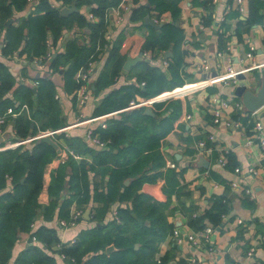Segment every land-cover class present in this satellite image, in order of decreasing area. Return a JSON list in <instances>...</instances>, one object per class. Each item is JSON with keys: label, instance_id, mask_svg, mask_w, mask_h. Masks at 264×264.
<instances>
[{"label": "crops", "instance_id": "obj_1", "mask_svg": "<svg viewBox=\"0 0 264 264\" xmlns=\"http://www.w3.org/2000/svg\"><path fill=\"white\" fill-rule=\"evenodd\" d=\"M128 1L130 2L129 9L123 10L121 8V11L119 10L123 13V20L115 22L116 12L111 10L106 26V31L111 35L110 41L121 33L123 34L119 51L124 55V61L127 55L136 57L141 54L143 51L141 50L142 44L149 33L147 26L149 24L145 23L144 17L148 14L153 19L157 13L151 8L148 0ZM211 2L213 4L210 9L212 21L208 25H204L201 20V17L209 12L207 8L195 4L193 0H179L178 2L180 13L175 22L183 31V36L178 43V48L183 51V66L179 73L182 84L223 73L228 67L240 69L246 66L248 69L242 72L245 75L243 80L247 87L256 91L262 80H264V64L254 65L264 62V8L259 10L262 14L261 22L247 26L238 22V18L243 19L248 14L247 0H243V11L239 10L236 0ZM140 4L150 7V12L142 19L132 18L133 10ZM33 8V5L29 3L20 10L14 9L12 16L9 17L11 20L8 18L5 24L18 25L27 18ZM233 9L238 11V15L236 16L231 12L227 17V13ZM78 10L88 16L89 19H95L94 15L92 18L89 17L88 13L90 11H88V8L81 7ZM159 17L160 20L155 22L161 23V26L164 22L172 20L170 10L162 11ZM223 20L228 25L225 33L226 38L225 40H219L217 28L219 22ZM88 33L89 31L85 26L73 24L63 31L56 40L55 45L48 46L47 52L52 51L55 55L64 51L68 40L71 38H77L87 43ZM3 35L2 30L0 47L3 43ZM47 44H50L49 40ZM250 46H253L252 55L246 56L245 54ZM166 50H170V54H165ZM147 51L149 52L148 56L141 54V59L133 62L129 68H124L122 65L123 68L115 76L114 82L94 93V89H92L94 82L103 70L109 52V45L103 46L93 64L94 73L90 82L91 97L83 106L77 105L73 94L65 91L62 69H47L48 60L38 66L35 60L22 61L24 55H5L2 53L1 48L0 60L8 66L17 83L26 82L36 86V78L40 75L48 76L53 80L55 96L58 99L59 116L63 120L62 126H64L81 116V118H85L106 113H99L97 109L105 104L107 101L105 99L113 95L114 91L127 84H140L132 69L140 61L149 60L150 54L152 55L151 52L156 56L152 59L153 63L159 65L169 79L170 73L167 66L162 63V58L167 59L172 53V48H167L158 53H155L154 50ZM238 81L239 79L236 78L229 80V82H217L180 97L165 100L158 108V110H161L160 113L153 104L143 106L142 109L137 107L141 113L152 116L151 122L141 120V117H139L138 121L141 122L138 125L148 124L152 135H157L158 139L155 136L151 137L156 144L154 148L145 147L138 151L135 149L136 153L132 148V153L136 155L126 154L124 159L127 157L135 161L137 157L140 159H144L145 156L155 157V151H158L161 160L148 159L141 167L146 174L154 177V179L142 182L138 192L165 203L161 215L169 223L180 229L182 239L177 241L173 232H167L161 239L158 238L159 234L157 233H146V237L150 240L146 252L142 251L139 256L132 254L130 260L138 259L140 260V262L137 261L138 264H159L160 261L158 260L164 257L167 260L164 264H183L182 262L188 264V257L195 256L196 264H233L234 262L238 264H264V159L260 146L256 141L246 142L249 137L256 139L253 131L255 119L262 122L264 132V105L254 111L246 109L244 105L243 108H237L234 102L241 101V97L235 95L233 89ZM141 97L136 94L135 99ZM174 100H178V103H180V110L175 118L168 120V116L174 108ZM36 102L37 98L34 96L32 98L34 107ZM146 107L152 108L153 114L145 112ZM164 107L167 108L165 111ZM20 109L15 111V114L7 115L5 120L0 123V146L8 141L18 139L15 134L14 118L19 116L21 111H25L28 116L31 114L30 107L25 103ZM114 109L113 107L112 110ZM132 109L127 108L98 120L81 122L71 127L67 135L83 138L86 145L94 150H109L108 145L106 147H96L87 141L84 136L86 129L88 127L94 130L99 128V120H104L107 126L110 118L121 119L124 113L130 112ZM216 109H219L222 113L218 122L213 121ZM187 114H190L191 117L188 118ZM227 119L237 124L229 126L225 122ZM36 125L35 122L31 123L29 127L30 135L40 131L39 129L34 130L37 127ZM165 127H168L166 132ZM208 133L215 136L213 149L209 153L200 152L196 148V142ZM52 137L59 144L60 151H56L57 155L45 165L42 187L37 196L38 202L42 205H46L50 200L48 187L52 172L62 163L59 157L66 152L67 148H70L63 140L55 138L54 135ZM25 145L29 147L31 143L27 142ZM124 145L128 146L127 143ZM112 151L117 153L118 149L115 147ZM214 152H216V155ZM228 152L232 154L231 160L227 158ZM79 154L80 157L74 159H82L87 162L93 160L92 153ZM221 157L225 160L224 164H221L218 160ZM108 160L117 162L119 158L118 156H110ZM250 168H253L254 171H250ZM88 176L89 181L92 184L97 183L99 188L105 184L108 178L107 175L102 177L95 171H89ZM133 177L128 176L125 178L124 184L129 183ZM232 181H235L237 185L233 186ZM92 184H90V188H92ZM10 187L11 183L7 181L0 193L10 189ZM246 187L249 188L248 192L244 190ZM215 194H223L227 200V213L222 217L221 224L216 227L212 225L213 228L207 233L203 229L197 230L190 227L186 223L189 211H186L185 208L192 204L196 205L198 212H202L210 206L211 197ZM100 205L101 202L96 199H91L82 206L72 203L70 210L79 207L82 213L76 223L71 226L59 225L58 209H56L52 218L48 220L43 218V209H41L32 223L31 230L19 231L18 238L12 248L11 257L6 264H14L19 252L26 250L31 244L41 247L48 254L54 256L58 264H84V260L90 254H96V252L87 253L81 261L69 262L67 259L62 258L60 253L53 251L56 249L57 244L53 245L52 249H46L43 243L32 239L30 233L39 226L44 225L55 228L59 241L73 242L79 237L81 231H90L98 224L109 225L115 220L122 225L123 221L118 216L117 209L119 207H131L132 200L120 201L116 199L112 201L107 207V211L98 220L94 217V213L95 208ZM131 213L138 222L149 225V218L142 219L139 215L137 217L133 210H131ZM106 228H110V226H105L103 229ZM125 230V233L130 236L133 233L132 224L127 225ZM188 233L194 235L196 240L194 244L188 240L186 236ZM110 245L113 248L106 251L107 246ZM141 245V240L134 241L133 249L137 250ZM250 248H252V251L248 253ZM117 250L118 247L110 242L98 250V253L104 252L106 255H111Z\"/></svg>", "mask_w": 264, "mask_h": 264}, {"label": "trees", "instance_id": "obj_2", "mask_svg": "<svg viewBox=\"0 0 264 264\" xmlns=\"http://www.w3.org/2000/svg\"><path fill=\"white\" fill-rule=\"evenodd\" d=\"M52 1L55 5H52ZM148 1L151 8L157 12L156 17H159L162 11L170 10L172 20L164 22L159 32L147 25L149 33L141 50H154L155 53H158L167 48H172L171 55L167 57L166 65L170 78L166 77L159 65L153 63L152 59L156 56L151 52L152 55L150 54L149 60L140 61L132 69L140 84H127L114 91L113 95L105 99L107 100L105 104L98 107L99 113L112 111L113 107L118 109L127 106L129 100L135 99L136 94L142 97H150L165 89L182 84L179 73L183 66V51L178 48V43L183 36V31L175 22L180 13L179 0ZM211 1L193 0L195 4H200L209 11L201 17L204 25H208L212 21L210 9L213 4ZM120 2L121 0H0V34L2 30L4 32L1 51L5 55H24L27 61L36 59V63L43 64L48 60V70L62 69L63 87L67 93H72L75 98L74 91L79 84L75 78V73L89 60L98 57L99 52L107 42L105 12ZM29 3L34 8L26 19L18 25L5 24V21L12 16L14 9L20 10ZM59 5L88 8L95 19H89L80 10L66 15L62 14ZM247 8V16L243 19L238 18L239 24L250 26L261 22L262 14L259 10L264 8V0H247ZM149 12L150 7L140 4L133 10L132 18L142 19ZM231 12L236 16L238 15V11L233 9L227 13V17ZM73 24L87 28L89 31L88 42L71 38L68 40L64 51L55 55L51 51L50 55L46 57L48 46L55 45L63 31ZM227 28L228 25L225 20L219 22L217 28L219 40H225ZM122 36L121 33L115 39L108 40V56L103 70L94 82L92 88L94 93L113 83L115 76L123 68L124 55L119 51ZM48 40L50 44H47ZM141 81H144V84H141ZM35 83L37 84L36 89H33V85L26 82L17 83L8 66L0 60V113L7 106H12L14 111H18L24 103L31 109L30 116L25 111H21L19 116L14 118L15 134L18 139L30 136L29 127L32 122L37 124L34 130L55 129L63 125V120L59 116L58 99L55 96L53 80L48 76L40 75L36 78ZM34 96L37 98L35 107L32 103ZM163 102L153 103L159 113L161 110L158 108ZM166 109L164 107V111ZM179 110L180 103L178 100H174V108L168 116V120L175 118ZM134 117L136 118L133 119ZM139 117L141 120L152 121L151 115L141 113L136 107L130 112L124 113L121 119L110 118L107 126H99L94 130L101 139L107 140L109 150H94L86 145L83 138L77 136H69L62 132L55 134V138L63 140L68 147L78 153H92L93 160L91 162L82 159L76 160L67 154L65 160L51 174L48 187L50 200L46 205L39 203L37 196L42 187L45 165L57 155L53 146L42 138H36L30 141L31 146L29 147L24 143L13 148L0 150V190L5 187L7 181L11 183L10 189L0 193V264L7 263L19 231H30L32 223L41 209H43L42 216L44 219H51L56 209H58L59 218L68 219L72 203L82 206L91 199L101 202V205L95 208L94 213V217L98 220L107 211L109 204L116 199L120 201L130 199L132 205L117 209L118 216L123 221L122 225L115 220L109 225L98 224L90 231H81L79 237L73 242L59 241L55 228L44 225L31 232V238L34 236L36 240L43 243L46 249H52V246L57 244L53 251L63 253L69 262L81 261L83 256L94 251L96 254H90L84 260V264H138L140 260H130L129 258L132 254L139 256L142 251L146 252L147 246L150 244L146 233H157L159 234L158 238L161 239L167 232H173L176 226L169 223L161 215L165 203L138 192L142 182L154 179V177L146 174L141 167L148 159L161 160L158 151H155V157L145 156L144 159L137 157L135 161L127 157L124 159L126 154L136 155L132 153V148L136 153L139 149L145 147L151 149L156 145L151 137L155 136L158 139L157 135H152L148 124L138 125L141 122L138 121ZM167 129L168 127H165V132ZM125 143L128 146H125ZM115 147L118 149L117 153L112 151ZM110 156H118L119 160L117 162L109 161ZM227 158L232 159L230 152L227 153ZM89 171L98 172L102 177L107 175L105 184L100 188L97 183L92 184L89 181ZM128 176L134 177L129 183L124 184V179ZM90 184L93 185L92 188H90ZM227 208L226 196L215 194L211 197L210 206L202 212H198L196 205L187 206L185 210L189 211V215L186 223L197 230H202L206 224L219 226L222 217L227 213ZM131 210L142 219L149 218V225L138 222ZM131 224L133 233L128 236L125 233V227ZM105 226H110V228L103 229ZM137 240H141L142 245L139 249L134 250V241ZM110 242L118 247L117 251L111 255H106L104 252L98 253V250ZM159 260V264H164L167 261L164 257ZM137 261L139 262L137 263ZM182 263L187 264L186 262ZM14 264L58 263L54 256L48 254L41 247L31 244L26 250L19 252Z\"/></svg>", "mask_w": 264, "mask_h": 264}, {"label": "built area", "instance_id": "obj_3", "mask_svg": "<svg viewBox=\"0 0 264 264\" xmlns=\"http://www.w3.org/2000/svg\"><path fill=\"white\" fill-rule=\"evenodd\" d=\"M212 1H216V0H212ZM236 1H237L239 10L243 11L244 10L243 0H236ZM52 5H55V3L53 1H52ZM129 6H130V2L128 0H121V2L117 6L111 7L108 10H106V12H105L106 21L109 20V11L112 10V11L116 12L115 22H121L123 20V13L120 12L121 8H123V10H128ZM60 7H62V5H59V8ZM88 15L90 18H92V16H93V14L91 12H89ZM153 20L159 21L160 17H153ZM105 37L107 39V42L104 44V46H107L108 40L111 37L110 33L106 31ZM252 50H253V46H250V48L247 50L245 55L251 56ZM141 54L148 56L149 52L147 50H143L141 52ZM49 55H50V51L45 54L46 57H48ZM32 60H35L37 62L36 59H32ZM22 61H27V58L23 57ZM94 61H95V59L89 60L86 65L81 66L75 73V78L77 79L79 84H78L76 90L74 91V94H75V98H76V104L79 106H83L87 102V100H89L91 97L92 91L90 88V82L92 79V75L94 73V65H93ZM162 63L164 65H167V59L163 57ZM41 64L42 63L38 62V66H41ZM263 64H264V62H260V63L254 64V65L260 66ZM247 69H248V67H246V66L242 67L240 69H234L232 67H228V69L225 72L220 73V74H214L210 77H206V78L197 80L195 82L176 85L170 89H165V90L157 93L156 95H153L150 97H141L140 99H131V100H129L128 105L123 107V108H118V109H115L112 111H108V112L101 114V115H98V116H91V117H85V118H81L82 117L81 116V117H78L77 119H75L72 123L66 124L62 127L55 128V129L40 130L37 133L31 134L30 136H28L26 138H20V139H16L13 141H8V142L2 144L0 146V149L15 147V146H18L20 144L30 142L36 138H41V136L44 134H50L51 136H53L57 133H61V132L64 134H67L68 130L71 127L76 126L81 122L98 120V119L104 118L106 116L112 115L114 113H117L119 111L125 110L127 108H134V107H139V106H148V105H152L154 102L165 101V100H168L171 98H177V97L185 95V94H187L193 90L200 89V88L206 87L208 85L215 84L217 82H229V80L237 78L236 75L238 72H243ZM141 84H144V81H141ZM234 104L237 108H243V103L241 101H235ZM12 113L13 114L16 113L13 110V107L7 106V108L2 113H0V123H2L5 120L7 115H10ZM186 116L188 118L191 117L190 114H187ZM221 116H222L221 111L219 109H216L214 111L213 121L218 122L220 120ZM225 122L229 126L232 124H235V125L237 124V123H234L233 121H231L229 119H227ZM105 125H106V122L104 120H99V126L100 127H104ZM253 131H254V134H255L254 136L256 137V139L254 140L253 137H249V138H247L246 142L252 143V142L256 141L260 146L262 157L264 159V132H263L262 122L259 119L254 120ZM84 136H85V139L87 141H89L91 144H93L96 147H106L107 146V140L101 139L100 136L97 134V132L94 131L93 128L88 127L84 133ZM214 140H215V136L212 133H208L206 135V138H200L197 140L196 148L198 150H200V152L209 153L213 149ZM67 154L71 155L74 158L80 157V154L77 151L73 150L72 148H67L66 152L59 157L61 162H63L65 160ZM218 160L221 164H224V162H225L224 158H222V157L218 158ZM249 170L251 171V170H253V168H250ZM231 184L233 186L237 185V183L235 181H232ZM244 190L246 192H248L249 188L246 187ZM81 213H82V210L80 208H74L71 211L70 217L68 219H65V218L59 219V225L60 226L74 225L76 223L77 219L80 217ZM212 228H213L212 225L207 224L203 228V230L205 233H207ZM173 234L176 237L177 241H181V239H182L181 231L178 227L173 229ZM186 236L192 244L195 243L196 240H195L194 235L192 233H188V234H186ZM32 239H35V237L32 236ZM251 251H252V248L249 249L248 253H251ZM60 256L62 258L66 257L63 253H61ZM158 261H160V260H158ZM196 263H197V260H196L195 256H189L188 257V264H196ZM233 264H238V263L234 262Z\"/></svg>", "mask_w": 264, "mask_h": 264}, {"label": "water", "instance_id": "obj_4", "mask_svg": "<svg viewBox=\"0 0 264 264\" xmlns=\"http://www.w3.org/2000/svg\"><path fill=\"white\" fill-rule=\"evenodd\" d=\"M60 11L62 14H69L74 11H78V8L75 5L70 6H62L60 8ZM11 20V18H9ZM145 23L151 25L154 27L157 31H159V28L161 26V23L155 22L148 14L144 17ZM165 54H170V50H166ZM141 55V54H140ZM131 57L130 55L126 56V59L123 63L124 68H129V66L141 59V56ZM236 77L239 79L237 85L233 89V93L239 97H241V101L246 109L250 111L257 110L259 107L264 105V80H262L260 87L254 91L253 89L247 87V85L244 82L245 75L242 72H238ZM36 86H33V89H35ZM140 109L143 108V106H139ZM145 112L153 114V110L150 107L145 108ZM41 138L48 143H50L56 151H60L59 144L56 142L55 139L50 134H44L41 136ZM127 181V180H126ZM113 246H107L106 251L109 249H112Z\"/></svg>", "mask_w": 264, "mask_h": 264}]
</instances>
